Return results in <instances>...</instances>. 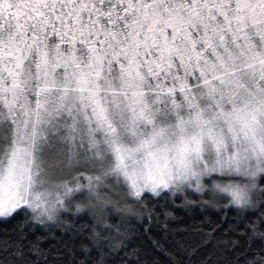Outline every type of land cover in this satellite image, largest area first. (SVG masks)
<instances>
[{
    "label": "snow or ice",
    "instance_id": "6c2138e0",
    "mask_svg": "<svg viewBox=\"0 0 264 264\" xmlns=\"http://www.w3.org/2000/svg\"><path fill=\"white\" fill-rule=\"evenodd\" d=\"M0 264H264V0H0Z\"/></svg>",
    "mask_w": 264,
    "mask_h": 264
}]
</instances>
